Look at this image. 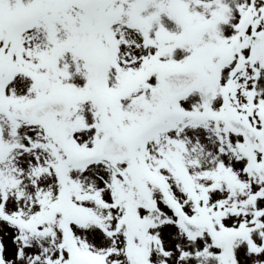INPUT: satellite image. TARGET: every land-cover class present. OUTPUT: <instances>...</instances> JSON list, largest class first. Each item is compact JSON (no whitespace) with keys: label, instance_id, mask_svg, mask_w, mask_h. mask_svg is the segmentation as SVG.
<instances>
[{"label":"snow or ice","instance_id":"6c2138e0","mask_svg":"<svg viewBox=\"0 0 264 264\" xmlns=\"http://www.w3.org/2000/svg\"><path fill=\"white\" fill-rule=\"evenodd\" d=\"M0 264H264V0H0Z\"/></svg>","mask_w":264,"mask_h":264}]
</instances>
